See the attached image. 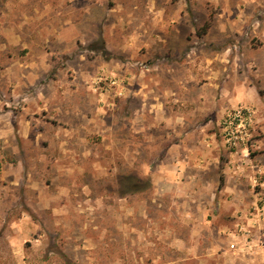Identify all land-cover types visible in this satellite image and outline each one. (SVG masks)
<instances>
[{"label":"rangeland","instance_id":"rangeland-1","mask_svg":"<svg viewBox=\"0 0 264 264\" xmlns=\"http://www.w3.org/2000/svg\"><path fill=\"white\" fill-rule=\"evenodd\" d=\"M201 93L225 105L219 157L262 163L264 0H0V264H223L204 225L245 217L264 245L261 195L213 215L171 181L175 121Z\"/></svg>","mask_w":264,"mask_h":264},{"label":"crops","instance_id":"crops-1","mask_svg":"<svg viewBox=\"0 0 264 264\" xmlns=\"http://www.w3.org/2000/svg\"><path fill=\"white\" fill-rule=\"evenodd\" d=\"M215 100L201 93L197 98L198 106L194 105L190 114L191 118H184V115L177 117L175 125L180 128H176L173 135L179 139L172 145L171 151L177 149L181 156L170 162L173 168L171 181L178 184L177 191L185 189V197L195 199L200 194L199 197L209 200L206 204L213 215H251L249 211L259 210L255 203L258 196L264 198V161L259 162L256 155L235 163L228 160L231 153L219 157L220 148L213 137L215 131L209 128L211 125L215 127L214 123L223 117L225 105H219ZM237 101H242L240 94L230 100L234 103ZM182 105L181 102L177 104ZM167 123L172 122L169 120ZM214 170L217 172L212 174ZM180 184L188 185L184 188ZM254 184L260 185V189L256 187L255 191ZM245 218L247 223L241 222L235 226L214 228L205 223L207 236H204V256L209 260L216 257L223 259V264H255L261 261L260 256H256L259 252L263 253L264 259V245L256 237L260 226L252 224L249 217ZM191 249L187 248L188 254L190 252V257L196 258L193 246Z\"/></svg>","mask_w":264,"mask_h":264},{"label":"built area","instance_id":"built-area-1","mask_svg":"<svg viewBox=\"0 0 264 264\" xmlns=\"http://www.w3.org/2000/svg\"><path fill=\"white\" fill-rule=\"evenodd\" d=\"M250 117L251 112L248 108L235 109L226 116L222 123V135L228 144L236 146L244 139Z\"/></svg>","mask_w":264,"mask_h":264},{"label":"trees","instance_id":"trees-1","mask_svg":"<svg viewBox=\"0 0 264 264\" xmlns=\"http://www.w3.org/2000/svg\"><path fill=\"white\" fill-rule=\"evenodd\" d=\"M208 27H209V24L206 23V24L204 25V27L201 28V30H200V32L198 33V35H199V36H203V35L206 33ZM129 186H132V185H131V184H128V187H129Z\"/></svg>","mask_w":264,"mask_h":264}]
</instances>
